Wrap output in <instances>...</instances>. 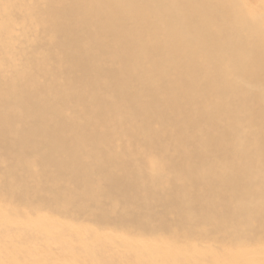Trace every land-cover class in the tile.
I'll use <instances>...</instances> for the list:
<instances>
[{"label": "bare ground", "instance_id": "obj_1", "mask_svg": "<svg viewBox=\"0 0 264 264\" xmlns=\"http://www.w3.org/2000/svg\"><path fill=\"white\" fill-rule=\"evenodd\" d=\"M0 264H264V0H0Z\"/></svg>", "mask_w": 264, "mask_h": 264}]
</instances>
